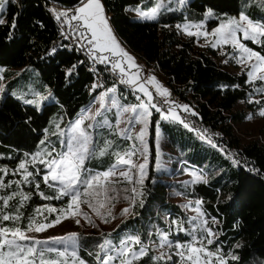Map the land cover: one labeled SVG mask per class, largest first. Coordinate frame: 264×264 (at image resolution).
Listing matches in <instances>:
<instances>
[{"label": "trees", "instance_id": "16d2710c", "mask_svg": "<svg viewBox=\"0 0 264 264\" xmlns=\"http://www.w3.org/2000/svg\"><path fill=\"white\" fill-rule=\"evenodd\" d=\"M101 2L119 42L147 67L162 74L170 92L176 95L178 101L189 106L191 113L186 121L207 130L205 133L215 147L224 151H217L208 145V151L199 150L196 147L198 140L189 131V148L185 159L196 167L207 162L204 167L208 173L207 182L184 185L161 181L154 171L152 115L148 139V171L139 194L133 198L130 186L118 182L112 185L109 193L111 200L101 209V215H97L87 204L80 205L88 216L79 215V223L89 226L87 230L77 231V257L86 264H100L98 255L101 258L105 249L102 251L99 245L107 239L116 244L121 234L129 233L139 236L141 245H145L148 252L132 264H170L171 261L167 259H152L154 252L150 242L156 241L165 232L169 233L168 237L172 240L185 238L177 230L179 222L184 218L181 202L169 200L172 195H179L190 202L202 201L200 206L208 221L215 218L213 226L218 234L210 247L218 248L223 257H237L227 258V264H264V141L258 137L245 140L234 128V125L243 121L246 112L256 115L259 109L264 108V93L256 91L264 82L257 80L252 84L246 83L248 79L244 71L230 72L215 61L216 48L195 49L193 36L181 37L177 30L178 24L197 21L206 10L237 14L239 0H186L182 10L163 9L153 20L135 19L137 17L130 10L136 6L147 10L155 5L156 0ZM48 3L49 0H4L3 22L0 23V67L9 70L33 67L55 102H43L40 109H37L8 92L1 95L0 166L12 165L30 152L39 150L50 140L57 143V135L47 140L45 135L49 131H44L54 109L57 108L61 118L70 121L80 107L111 85H116L118 96L123 102V92L127 91V97H131L129 89L115 81V75L106 65L92 63V68L88 69L80 61L79 55L63 46L47 11ZM65 11L69 16V10ZM253 20L258 22L259 19ZM217 23L216 19H209L206 28ZM75 24L71 22L69 25L73 29ZM260 39L264 41V37ZM241 42L264 55V43L251 40ZM225 47L227 54L234 55L229 46ZM69 69H72L71 74L68 73ZM93 69L103 73L102 86L94 91L90 85ZM31 71L34 75L28 72L27 76L35 77L34 71ZM2 76L3 80H7L4 73ZM16 80L13 78L8 81ZM249 100L253 102L249 103ZM256 100L261 103H255ZM55 124L57 122L50 128ZM104 131L101 129L96 132L95 146L101 141H111L112 144L120 141L121 138L115 134L108 135ZM259 132H263L264 137V130ZM105 158L106 155H97L86 162H93L95 169L104 171L115 160L113 157L101 165L96 162V159ZM211 163L214 168L209 167ZM45 164L29 162L33 176L30 177V185L23 187V190L28 191L23 193L29 197L26 200H21V194L14 192L13 185L6 179L8 176L2 177L0 170V181L4 185L0 186V197L16 194L7 206L0 201V212L20 217L18 221L0 220V227L26 230L29 218H34L38 223H49L61 213V209H67L68 197L56 199L58 190L42 180ZM215 170L216 173L212 174ZM48 207H54L57 211L49 212ZM125 208H129V211L122 214ZM37 209H40V214H37ZM109 211L111 216L107 214ZM93 218L107 221L104 225L111 226L110 231L96 230L92 225Z\"/></svg>", "mask_w": 264, "mask_h": 264}, {"label": "snow or ice", "instance_id": "6c2138e0", "mask_svg": "<svg viewBox=\"0 0 264 264\" xmlns=\"http://www.w3.org/2000/svg\"><path fill=\"white\" fill-rule=\"evenodd\" d=\"M4 0H0V8L3 6ZM164 7L163 0H157L156 6L153 7L149 12L140 11V15L148 19H156L157 15L161 8ZM207 15H211L209 12ZM62 17L67 18V22L71 25L72 21H75L76 24L73 26V30L78 34L81 41H85L89 46V51L91 57L94 61H98L101 64H110L111 70H119L122 77L121 83H127L130 85H135L139 88L141 92L148 97L147 103H141L137 106H127L124 107L119 104L117 98L113 95L108 97V93H115L116 88L106 89L104 92H101L97 99L100 101V109H97L96 113L90 117L95 119L96 116L105 117L103 120H97L95 125H88V128L93 127H109L112 125L109 123L105 116V112L108 108L105 105V100H109L111 107L122 109L123 112H136L137 108L143 109L142 112L138 113L137 116L132 117L129 123H132L133 120H141L146 125L147 116L151 115L148 112L149 105L153 108H156V104H153L154 99L151 92H149L145 83L140 82V77L138 73L130 72V69L136 68L139 69L140 65L135 62V58L130 55L124 48L121 47L120 42L115 36V33L109 24V18L105 14L104 6L101 0H83L81 6L76 8L73 11V14L69 17L67 11L57 12V19ZM3 21H0L2 23ZM180 27V26H177ZM191 25H185L184 29L189 35H200L199 32H192ZM198 27V26H197ZM242 31L243 38L245 40H251L254 43H264L260 38L264 37V23L254 22L250 20L243 13L240 14L239 20L236 18H229L227 22L221 23L217 28L213 29L211 33L204 32L205 37L212 35L216 37L215 43H212V47H216L217 44H231L234 49L239 52V58L237 62L248 67V80L246 83L252 84L254 81H264V55H261L260 52L254 51L253 49L247 47L246 44L241 42V39L238 37L237 33ZM55 51V49H53ZM99 53V55H98ZM107 53V55L105 54ZM111 57V58H110ZM236 58V57H234ZM227 63V61H224ZM127 65V67L125 66ZM75 65L73 66V68ZM72 69L68 70V73L71 74ZM147 83H154L157 92L160 95H170L166 88H163L162 85L156 81L154 76L147 78ZM101 87L99 83L93 85V91L96 88ZM237 87H239L237 85ZM256 91L264 93V84H262ZM27 103H36L37 101H26ZM168 102V101H165ZM253 102L249 100V103ZM173 105L175 102H171ZM255 103H261L260 100H256ZM184 111H189V106H182ZM157 111H160L157 108ZM168 114H171L172 119L178 120L181 124L187 128L189 125L180 119L179 114L174 112V108L170 107L168 109ZM168 114H164L163 118L167 119ZM195 115V113H193ZM259 115L264 116V109L259 112ZM251 118V117H250ZM120 120H117V125L120 123ZM159 122H157L158 124ZM83 118L74 122L70 127L68 138L65 144L66 151L59 154V159L53 158L51 161H41V163H46L48 172L44 174L43 181L45 184H48L49 181L58 182L59 189L56 199L61 197H69L68 210L72 216L84 215L86 218L88 214L83 212L80 208L81 204H87V206L97 215H101V209L105 207V204L111 200L109 193L112 191V185L118 183V180H113V177L117 175L123 177L124 179L132 182L133 176L130 174L132 168H139L140 178L136 180L137 184L143 185L145 177V163L136 165L132 162L131 157L135 155V150L125 152L123 155L120 153H115L117 164L125 165L128 167V170L117 171V164H113L111 168L100 173H91L85 167V160L91 159L93 156H104L108 154V149L112 147L111 141H105L103 147L97 148L92 144L91 134L87 129L82 127ZM58 127V126H57ZM207 131V130H205ZM127 129H122L121 134H125ZM145 129H141L137 134L136 139H139L142 143L144 141ZM128 138H131L130 136ZM212 143L211 140L208 141ZM43 143V141L41 142ZM215 146V145H214ZM135 148V146H133ZM221 151H224L222 148ZM40 153L34 154L33 159L36 156H39ZM51 155V153H48ZM21 170H24V182H28V178L33 176L32 172H28L25 166V163L22 162L19 165ZM203 181L207 182L203 176H197L192 182ZM187 183V182H185ZM0 186H4L3 182L0 181ZM51 186V185H50ZM39 185H37V188ZM133 192H136V189H132ZM16 194L13 193L7 197H0V201L3 202L5 206L8 205V201L13 198ZM43 195V194H41ZM29 197L21 193V200H26ZM47 198V197H46ZM202 201H196L197 206H199ZM198 216H194L191 219L193 221L199 219V216H202V213H199V207H197ZM49 212H56L57 209L48 208ZM61 213L64 212L63 209L60 210ZM129 208L122 210V214L128 213ZM37 214H40V209H37ZM111 216V212L107 213ZM67 218V217H65ZM20 217L11 216L3 214L0 212V220L2 221H18ZM61 222V217L58 215L56 220L42 224L38 223L34 218H29V224L26 230H21L20 228L8 229L5 227H0V264H37V257H39V264H67L66 261L62 260H47L45 259L46 253L56 252L58 257H64L67 253V249L70 247L73 249L71 255L76 257L75 249L78 246V234L77 233H68L65 236L61 237H52L51 240L59 242L65 246V251H60L55 247H44L48 244V241L35 240L33 237L26 235V231H35L42 232L49 227H53L56 224ZM79 223V220L76 221ZM107 222V221H106ZM215 222V218H213ZM176 223V222H174ZM207 221H201L200 224L194 225V228H203L206 236H201L197 240L194 233L192 235V240L188 243L181 244L177 242L175 244V249L180 251L176 252L181 258V264H213V257H216V264H227V262L220 256L219 249L216 252L210 251L204 244V240L207 241L208 245L213 243V237L215 233L212 228L205 227ZM178 231H184L182 224L178 227ZM168 232L161 234L160 236V247L163 248L167 245L168 248H173V244L168 240ZM28 240H34L33 244L26 245L24 242ZM141 244L139 236H129L120 241L119 247L112 245L111 241H105L104 244L99 245L100 249L103 251L107 249L108 252H114L116 255H108L107 253L101 259L98 255V259L101 260V264H110L114 259L120 258V264H132L133 261L139 260L141 257L148 254L145 247H141L139 251L129 247V243ZM36 245H42L40 248H37ZM199 245V246H197ZM239 247V245H237ZM129 257H131L129 259ZM154 260H171L172 256L167 255L165 252H161L159 256L152 257ZM232 259H237L233 256ZM79 264H84V261H80Z\"/></svg>", "mask_w": 264, "mask_h": 264}, {"label": "rangeland", "instance_id": "374dc122", "mask_svg": "<svg viewBox=\"0 0 264 264\" xmlns=\"http://www.w3.org/2000/svg\"><path fill=\"white\" fill-rule=\"evenodd\" d=\"M82 2H80L78 5H76L75 7L69 10V17L73 14V11L76 8L81 6ZM185 2L186 0H163L164 7L161 8L160 11H162L163 9L164 10L174 9V10L180 11L183 9ZM156 3H157V0H156ZM156 3L153 7L156 6ZM153 7L147 10L141 9L139 7H133L130 10V12L132 15L137 17L135 19L153 20V19L144 18L140 15L141 10L144 12H149ZM3 8H4V2H3L2 8H0V21H2ZM209 12H211V15H207ZM241 13L246 15L252 21H254L253 20L254 18H257L259 19L257 20L259 23L264 22V0H239L237 14L219 13V12H213L211 10H206L205 12H203L199 20L184 21L183 23L178 24L177 26H180V27H177V30L181 37L193 36L195 49H204L206 47L214 48L211 45L212 43H215L216 37L212 35L205 37L203 33L204 32L211 33L213 29L217 28L221 23L227 22L229 18H236L237 20H239ZM106 16L108 17V15ZM209 19H216L218 23L211 28H206L207 21ZM72 22H75V21H72ZM185 25H191L192 32H199L201 34L200 35H189L184 29ZM237 35L241 39V41L245 40L243 38L242 31L238 32ZM86 45H87V55L89 56V58L93 60V58L91 57V53L89 51L90 46L87 43ZM120 45L130 55H132L135 58V62L138 65H140L139 69L132 68L130 69V72L138 73L140 77V82L145 83L146 89L152 93L154 97L152 103L156 104V108H153L151 105H149V108L147 111L150 112L151 115L147 116L146 125L141 120H133L132 123H129L132 117L137 116L138 113L143 111V109L138 107L136 112H123L122 109L111 107L110 102L106 99L105 102L108 101L106 103V107L108 108V110L105 112V116L107 120L109 121V123L112 125L111 129L108 132L111 135L116 133L117 136L121 139L120 141H117L116 143L112 144V147L108 149V154H106L105 159L103 160L96 159V162L100 165L102 163L106 164L110 159L114 157L115 158L114 162L108 168L104 170L106 171L109 168H111L113 164H117L115 153H120L121 155H123L125 152L135 150V155L131 157V160L136 165L145 163V160H146L145 170H144L145 177H146L147 171H148V162H149L148 139L150 135L151 118H152V115H154V121L152 122V128H153V144H154V154H155V158H154L155 159L154 161L155 176L161 181H166L170 183H180L184 185H191V184L196 183L192 181L197 176H203L206 180L208 177V173L206 172L204 167L207 165V162L204 161L202 162L201 167H196L190 164L187 161V159H185L186 152L189 148V145L187 144L188 139H190L189 131H192L194 134V137L198 140L199 144H196V147L199 150L208 151V148L206 147V145H208L210 148L216 149L217 151L221 152V150L218 147H215L214 146L215 144L213 142L212 143L208 142L210 140V137L209 135L207 136V134L205 133L203 129L194 125L192 122H190L189 124V122L186 121V120H189L188 116L191 113V110L189 109V111H184L182 106L185 104L181 103L177 99L162 100L161 99L162 95H160L157 92V88L155 84L146 82L147 78L154 76L156 78V81H158L159 84L162 85L163 88H166L168 92L170 93L169 88L164 84L162 74H160L159 71H154L150 69L149 67H147L144 63L138 60L136 55H133L132 52L129 51L127 48H125L121 43ZM225 46H229V48H231L230 50H232L234 55L227 54L225 52L226 50ZM215 48L217 51V55L214 56V59L219 65H221L224 69L230 72H233V73H240L241 71H244L247 76V72L249 69L247 66L242 65L237 62V59L239 58V52L236 49H234L231 44L221 43V44H217ZM105 54L107 55V53ZM224 61H227V63H225ZM94 62L97 64H101L98 61H94ZM105 65H107L111 69L110 64H105ZM125 66L127 67L126 64ZM26 67L29 70L31 69L34 71L35 77H28L26 75H22L18 77L16 81H12V82L2 79L3 76L1 74V69H0V97L3 93L8 92L14 95L17 99L21 101L22 100L37 101L36 103H27V102L26 103L29 105H32L33 107L37 109H40L42 103L46 101L45 99L48 96H50L51 93L49 92L48 87L44 85L43 83H41V80L36 70L30 66H26ZM147 70H148V73L146 74ZM114 73L117 76V83L119 85H122L124 88L129 89V92L131 95V97L128 98L127 91L123 92L122 98L125 100L124 102L125 106L122 105L121 102L118 101L120 105L124 107L137 106V105H140L141 103L148 102V97L144 95V93L141 92L137 86L120 82L121 79L125 77H122L118 69L115 70ZM247 79H249L248 76H247ZM41 88H44V90H41ZM105 90L106 89L101 90V92H104ZM35 93L37 94L40 93L41 97L38 98L37 97L38 95L36 96ZM99 95L97 97H99ZM111 96H113V93L108 94V97H111ZM97 97L95 98V100L97 99ZM165 101H168V102H165ZM171 102H175V104L173 105ZM170 107L174 108V112L179 114L180 119L184 120V122L187 123L189 127L186 128L184 124H181L178 120L172 119L171 114H168V109ZM241 107L243 110H245L243 106ZM157 108H159L160 111H157ZM97 109H100V101H98L95 105H92L91 108L87 111V113H84L85 117H81L83 118L82 127L87 129V131L91 134L92 144L94 142V139H93L94 138V130H93L94 127L88 128V125L90 124L95 125L96 120H103L105 118L103 116H96L95 119L90 118L96 113ZM262 109L264 108L259 109L256 115H252L251 113L246 112V115L243 121L238 125H234L235 132L241 138L247 140L250 137H258L260 140L264 141L263 132L262 133L259 132V130H262V131L264 130V116L259 115V112ZM164 114H168L167 119L163 118ZM77 120H73L70 122L62 120L60 113L57 111V108L54 109L48 118V122L46 124L44 131L45 132L50 131L51 129L50 127L51 125H53L54 122L59 123V126L56 128V131L59 134L58 147L54 151H47V152H43L41 150L36 149L35 151L30 152L28 155L23 156L21 160L20 159L17 160V162L13 163L12 165L6 164V165L0 166L2 177L6 175L8 176L6 179L9 181V183H11V185H13V189L15 193H18V194L28 193V191L23 190V187L29 186L30 185L29 182L31 181V178L29 177L28 182H24L23 170L19 168V165L22 162H24L26 169L28 170V172H30L29 162L37 165L41 161H44V160L47 162V161H51L53 158L59 159V154L67 150L65 147V144L68 138V133H69L70 127ZM117 120L121 121L118 125L116 123ZM157 122L159 123L157 124ZM122 129H127V132L125 134H121ZM141 129H145L143 143L139 139H136V136L140 132ZM129 136L131 138H128ZM108 138L111 139L112 137L108 136ZM96 146L103 147L104 146L103 141L99 142V144H96ZM133 146H135V148H133ZM36 153H40V155L36 156L35 159H33L34 154ZM48 153H51V155H48ZM86 161L87 160H85V167L88 170H90L91 173L95 174V173L103 172L101 170L95 169L96 168L95 163L89 162V161L86 162ZM27 163H28V167H27ZM194 164H196V162H194ZM209 167L214 168V165H212L211 163ZM115 170L117 171V173H119V171L128 170V167L125 165L117 164V168ZM216 171L217 170L212 171V174L216 173ZM19 172L21 173V176L19 175ZM47 172H48V168H47V165L45 164L44 171L41 174L42 180H43L44 174ZM130 174L133 176L132 182H129L128 180L124 179L123 177H119L118 175L116 177H113L112 179L118 180L119 182L127 183L130 186V190L132 192L133 198H136L137 195L139 194L140 186H141L140 184L136 183V180L140 178L139 168H132ZM197 182H203V181H197ZM48 184L55 187L57 190L59 189L58 182L49 181ZM133 188L136 189V192L132 191ZM68 200H69V197H68ZM169 200L173 202H181V208L183 211L184 218L182 219L181 222H179V224L180 225L182 224L183 228L185 229L184 231H180L182 235L185 236V238L182 240H172L168 237V240L171 241L173 244V248H168L167 245L161 248L160 247L161 234H160L156 241L150 242V247L154 252V256H159L161 252H165L167 255L172 256V259L170 260L171 261L170 264H181V258L178 255H176V252L180 250L175 249V244L177 242L184 244V243H188L189 241H191L192 235H190V233H194L197 240H199L202 235L203 236L207 235L204 232L203 228H194V225L200 224L201 221H207V224L205 225V227L212 228L213 232L215 233L212 244H214V241L218 233L214 229L213 219L208 221L201 206L200 205L197 206L196 201L190 202L188 200L181 198V196L179 195H172L169 198ZM197 207H199V213H202L203 215L199 216V219L193 221L191 218L199 215L196 210ZM48 208H51V207H48ZM58 215L61 217V222L59 224H56L53 227H49L45 231H42V232L26 231V235L33 237L35 240L48 241V244L45 245L44 247H55L60 251H65V246L63 244L56 242L54 240H51L50 238L65 236L66 234L72 233V232L77 233L79 229L87 230L89 225L85 223L83 224L77 223L76 221L77 219L79 220V215L72 216L68 210V207L66 210H64L63 213H60ZM56 218L53 219L51 222L55 221ZM93 220L94 221L92 225L95 226L96 230L110 231L111 228L109 229V227L111 226L106 227L104 225L106 224L105 221H101L98 219L96 220L95 218H93ZM42 224H47V223H42ZM172 228H174L173 225H172ZM129 236H134V235L129 234V233L121 234L119 241L116 244H112V245L119 247L120 241ZM107 241H110V240L107 239ZM24 243L26 245H30L34 243V240H28V241H25ZM204 244L212 252H216L218 250V248L212 249L210 247L212 244L208 245L206 240H204ZM41 246L42 245H36L37 248H40ZM128 246L135 249L136 251H139L141 247L146 248L145 245L135 244L131 242L129 243ZM217 246L219 247L218 244ZM72 251L73 249L69 247L64 257H58L56 252L46 253L45 259L47 260H57L58 259V260L66 261L67 264H79V262L82 260H80L77 257V253H76L75 258L72 257L71 255ZM106 253L108 255H116V253L108 252L107 249H105V252L103 256L101 257V259L105 256ZM219 254L225 261L227 258H232L234 256V255H227L226 257H223L220 251H219ZM130 258L131 257H129V259ZM212 260H213V264H216V257H213ZM37 264H39V257H37ZM84 264L86 263L84 262ZM100 264H101V260H100ZM110 264H120V258L114 259L113 261L110 262Z\"/></svg>", "mask_w": 264, "mask_h": 264}, {"label": "built area", "instance_id": "2783aa9c", "mask_svg": "<svg viewBox=\"0 0 264 264\" xmlns=\"http://www.w3.org/2000/svg\"><path fill=\"white\" fill-rule=\"evenodd\" d=\"M14 2L15 0H7ZM66 9L49 1L47 5V11L51 17V19L54 22V25L57 29V37L62 42L63 46L67 50H72L75 54L80 56V61L83 62L84 65L88 67V69L92 68V63L94 64V61L89 58L87 55V45L85 41H81L79 39L78 34L70 27L69 23L67 22V18L62 17L60 19H57V12L59 11H65ZM83 60V61H82ZM78 63V62H76ZM148 73V70L146 71V74ZM92 81L90 83L91 88H93L94 84L99 83L102 86V78L103 73L98 69H93L92 72ZM143 80V79H142ZM101 88V87H99ZM162 100H174L176 99V95L174 93L170 92V95H162Z\"/></svg>", "mask_w": 264, "mask_h": 264}, {"label": "crops", "instance_id": "0c3cea01", "mask_svg": "<svg viewBox=\"0 0 264 264\" xmlns=\"http://www.w3.org/2000/svg\"><path fill=\"white\" fill-rule=\"evenodd\" d=\"M137 7V6H136ZM130 51V50H129ZM133 55H135L134 53H132ZM137 57V56H136ZM138 58V57H137ZM138 60H140L139 58H138ZM142 63H144L142 60H140ZM95 63V62H94ZM105 65V64H104ZM107 66V65H106ZM108 67V66H107ZM1 69V74H5V78L7 79V80H11V79H17L18 77H20V76H22V75H28V72L30 73V74H33V72L31 71V70H29L27 67H21V68H16V69H13V70H9V69H4V68H0ZM108 69L110 70V71H112L109 67H108ZM113 72V74L115 75V78H116V82H117V76H116V74L114 73V71H112ZM9 74V75H8ZM34 75V74H33ZM113 86H115V88H116V85H111V86H109L108 88H112ZM107 88V89H108ZM41 90H44V88H41ZM101 93V91L100 92H98V93H96L85 105H83L82 107H80L79 108V110H78V112L76 113V115H75V117L72 119V120H70V121H73V120H77V119H79V118H81V117H85V115H84V113H87V111L91 108V106L92 105H95L99 100L98 99H96L95 100V98L99 95ZM109 94V93H108ZM35 95L38 97V98H40L41 97V95H40V93L39 94H37V93H35ZM113 95L117 98V100L119 101V102H121V104L122 105H124V102L119 98V96H118V93H117V91L115 92V93H113ZM46 101H44V102H55V99H54V97H51V96H48L46 99H45ZM109 101V100H108ZM108 101H106L105 102V105H106V103L108 102ZM125 106V105H124ZM62 120H65L64 118H62ZM65 121H69V120H65ZM69 121V122H70ZM97 121V120H96ZM57 126H59V123H57V124H55L54 125V127L52 128V129H50V131L45 135V139H47V140H49L51 137H53L54 135H57V143H52V141L50 140V144L49 143H44L45 145H43V146H41L40 148H39V150H41V151H43V152H47V151H54L57 147H58V140H59V134L57 133V131H56V128H57ZM105 130V131H107L106 133H109L108 131L111 129V128H107V127H103V128H101V127H94L93 128V130H94V136H95V134H96V132H98L99 130ZM104 131V132H105ZM115 134V136L116 137H118L117 136V134L116 133H114ZM53 135V136H52ZM108 135H111L110 133L108 134ZM119 138V137H118ZM94 139V138H93ZM93 144H94V142H93ZM54 146V147H53Z\"/></svg>", "mask_w": 264, "mask_h": 264}, {"label": "water", "instance_id": "95a60500", "mask_svg": "<svg viewBox=\"0 0 264 264\" xmlns=\"http://www.w3.org/2000/svg\"><path fill=\"white\" fill-rule=\"evenodd\" d=\"M65 9H72L73 7H75L76 5H78L80 2H82L83 0H49Z\"/></svg>", "mask_w": 264, "mask_h": 264}]
</instances>
